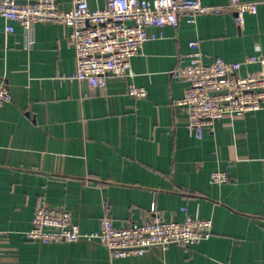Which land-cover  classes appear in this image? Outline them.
Returning <instances> with one entry per match:
<instances>
[{
    "label": "crops",
    "instance_id": "obj_1",
    "mask_svg": "<svg viewBox=\"0 0 264 264\" xmlns=\"http://www.w3.org/2000/svg\"><path fill=\"white\" fill-rule=\"evenodd\" d=\"M56 1L63 11L72 6ZM87 1L101 9L108 0ZM240 1L257 5L241 26L226 12L149 29L162 38L130 60L133 77L108 78L102 91L67 78L76 70L70 28L36 24L27 45L19 24L6 33L0 18V82L11 94L0 107V264H264V105L216 121L200 140L189 137L186 112L172 105L185 91L173 71L190 42L199 43L206 63L264 53V0ZM249 70L255 67L243 69ZM129 84L146 96L130 97ZM216 170L228 181L211 183ZM43 204L69 211L82 233L98 231L104 217L115 225L148 223L153 206L167 221L197 215L212 229L191 248L153 247L110 259L95 242L29 240Z\"/></svg>",
    "mask_w": 264,
    "mask_h": 264
},
{
    "label": "built area",
    "instance_id": "obj_2",
    "mask_svg": "<svg viewBox=\"0 0 264 264\" xmlns=\"http://www.w3.org/2000/svg\"><path fill=\"white\" fill-rule=\"evenodd\" d=\"M256 10V3L240 0H228L223 8L204 6L199 0H108L101 9L90 8L87 0H72V6L65 11L56 0H0V18L8 23L5 32L13 33L10 23L19 24L27 45L32 43V27L36 24H61L70 28L67 40L75 53L76 70L67 78L99 91L105 88L108 78L133 77L130 60L141 52L146 42L162 38L149 29L177 27L181 18L194 24L199 15L226 12L232 13L234 21L241 26L244 15ZM188 48L190 52L179 56V64L173 71V76L185 83V91L172 105L186 112L189 137L200 140L205 131H213L214 123L220 119L243 117L263 109L264 53L241 62L215 58L206 63L198 42H190ZM185 59L187 64H183ZM248 67L255 70L243 71ZM127 94L143 99L146 90L129 84ZM10 101V91L1 81L0 107ZM210 181L225 183L228 174L213 171ZM150 212L152 218L148 223L125 221L115 225L112 219L104 217L98 231L82 233L72 222L69 211L43 204L35 209L32 228L26 237L42 244L95 242L107 250L110 259H119L142 256L153 247L191 248L211 235L210 219L186 215L182 221H167L154 206Z\"/></svg>",
    "mask_w": 264,
    "mask_h": 264
},
{
    "label": "water",
    "instance_id": "obj_3",
    "mask_svg": "<svg viewBox=\"0 0 264 264\" xmlns=\"http://www.w3.org/2000/svg\"><path fill=\"white\" fill-rule=\"evenodd\" d=\"M17 3H18V4H21V3H24V2H22V1H17Z\"/></svg>",
    "mask_w": 264,
    "mask_h": 264
}]
</instances>
